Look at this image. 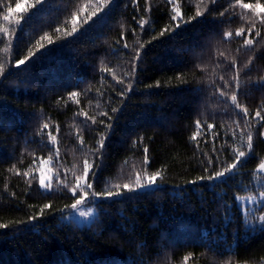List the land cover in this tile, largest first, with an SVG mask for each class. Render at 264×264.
I'll list each match as a JSON object with an SVG mask.
<instances>
[{
  "label": "trees",
  "instance_id": "obj_1",
  "mask_svg": "<svg viewBox=\"0 0 264 264\" xmlns=\"http://www.w3.org/2000/svg\"><path fill=\"white\" fill-rule=\"evenodd\" d=\"M10 2L15 6V0ZM82 2L48 0L46 10L19 30L18 38H13L20 50L25 51L30 41L34 42L43 31L49 30L50 24L63 20L69 5L74 8ZM191 2L183 0L185 11H189ZM143 3L144 0H141L142 6ZM220 3L227 6V0H220ZM152 4L154 9H159L158 12L154 11L153 16H163L165 0H152ZM193 11L194 8L189 14ZM134 14L131 0H118V6L102 26L90 30L68 47L54 49L47 57L31 64L26 62L6 81L0 78V222L24 218L30 211L28 204H40L52 199L54 207L60 208L64 203H70L69 199L59 194L48 196L40 191L26 192L27 185L23 179L9 175L7 168L15 163V157L23 153L25 140L31 139L41 108L61 122V149L66 153V163L79 159L70 135L75 106L66 109L56 101L59 96L73 90L78 81H83L79 84L80 88L91 84L94 90L92 95H95L96 88L108 87L107 77L103 83L100 81L101 61L115 66L117 60L128 55L120 52L113 55L112 48L117 34L122 31L121 25L135 26L131 20ZM166 19L164 17L155 25L157 30ZM209 27V24L201 21V24L185 28L172 38L166 34L146 45L142 52L143 62L138 68V72L143 69L139 75L140 83L134 87L124 114L116 122L108 141L110 147L104 162L105 169L100 173L105 182L111 183L121 175V169L127 172L130 165L140 164L142 145L137 148L132 145L135 134L139 132L151 138L145 141L154 158L151 170L167 166L169 182L164 183L155 194L129 200L116 199L104 204L105 212L100 220L90 226L75 222L61 224L54 214L53 218L44 217L46 222L38 223V227L10 225L7 229H0V264H132L133 261L140 264L141 257L151 264H164L165 252L170 253V264L171 261H179L188 251L197 254V264H222L232 257L243 260L264 255V233L251 231L252 226L243 223L242 212L236 208L226 210L221 202L225 190L227 196H223V200L229 203L237 192L246 195L245 186L249 185L250 180L254 183L253 178L237 176L228 184H218L214 189L204 188L203 192L190 187L182 196L174 192V185L182 183L180 176L190 179L200 172V153L194 152L190 140L200 105L192 91L197 84H182L175 77L183 71L188 74L187 79L192 80L194 53L206 52V48L197 45L206 44ZM134 39H137L135 34L128 36L129 44ZM143 39L147 40L148 35ZM225 47L231 48L232 45ZM10 55L15 57V50ZM4 57L5 53L0 51V60ZM244 59V55H241V62ZM12 65L15 66L14 58ZM116 70L120 71L118 67ZM257 75H264V72L254 70L253 78ZM156 80L161 81L160 86L155 85ZM247 91L248 95L242 99L250 108L264 101V89L257 87ZM107 98L105 95L103 99ZM82 103L86 105L87 99H83ZM33 113L36 115L33 116ZM228 121L227 116L217 117L215 122L221 135V125ZM85 136L86 142L92 144L93 133L87 132ZM220 142L218 139L217 146ZM210 143L209 137V147ZM201 147H204L203 142ZM254 147L257 159L245 166L248 172L255 168L259 156L264 155V138L257 137ZM30 160L31 157H26L23 166ZM241 180L243 184L237 187ZM103 186L100 185L101 188ZM11 191H15L17 196L11 197ZM229 211L235 214V219L227 218ZM234 232H238V236L234 237ZM169 240L177 243L165 249L163 245ZM185 240L189 243L185 244ZM194 240L211 243L215 251L192 243ZM230 247L236 251H228Z\"/></svg>",
  "mask_w": 264,
  "mask_h": 264
},
{
  "label": "snow or ice",
  "instance_id": "obj_2",
  "mask_svg": "<svg viewBox=\"0 0 264 264\" xmlns=\"http://www.w3.org/2000/svg\"><path fill=\"white\" fill-rule=\"evenodd\" d=\"M165 3L163 16L154 17V11L158 12L159 9L153 8L152 0H144L143 6L141 0H131L135 13L131 20L135 26L121 25L122 31L117 34L112 48L113 55L117 52L128 55L117 60L115 66L104 61L100 64V81L103 83L107 77L108 87L96 88L95 95H92V85L80 88L79 84L83 81H78L73 90L59 96L56 101L66 109L75 106L70 135L79 159L66 163V153L61 149V122L41 108L31 139L25 140L23 153L15 157V163L7 168L9 175L23 179L27 185L26 192L40 191L42 195L48 196L59 194L69 199L70 203H64L60 208L54 207L52 199L40 204H28L30 211L24 218L0 222V229H7L10 225L38 227V223L46 222L44 217L53 218L54 214L59 217L61 224L75 222L90 226L100 220L101 214L105 212L104 204L115 202L116 199L129 200L136 196L155 194L164 183L169 182L167 166L151 170L154 158L150 155L148 143H145L151 138L139 132L135 134L132 145L133 148L142 145L140 164L130 165L127 172L121 169V175L111 183L105 182L100 173L105 169L104 162L110 147L108 141L116 122L124 114L134 87L140 83L139 75L143 69L138 72V68L143 62L142 52L146 45L166 34L172 38L179 31L195 27L203 21L210 27L206 44H198L197 47L206 48V52L194 53L192 80L187 79L188 74L183 71L175 77L182 84H197L192 91L197 95L200 105L190 140L194 152L200 153V172L190 179L180 176L182 183L174 185V192L182 196L190 187L203 192L204 188L214 189L218 184H228L237 176H249L255 182L250 180L249 185L245 186L246 195L237 192L229 203L223 200V196H227L225 190L221 196L222 206L226 210L238 209L243 214L245 226L251 225V231L264 233V155L259 156L251 172L245 170L246 165L257 159L254 140L257 137L264 138V101L250 108L242 99L248 95L247 90L250 88L264 89V75L252 76L254 70L264 72V63H257L264 61V0H227L226 7L220 0H207V3L205 0H192L188 5L189 11L194 8L192 14L185 11L183 0H165ZM47 5L48 0H15V6L10 0H0V44L3 45L0 51L5 53L4 59L0 60V78L5 81L26 62L31 64L47 57L54 49L68 47L90 30L102 26L118 6V0H83L77 7L69 5L63 20L50 24L49 30L43 31L34 42H29L30 46L25 51H21L13 38H18L19 30L37 14L44 12ZM164 17L166 21L157 30L155 25ZM133 34L137 39L129 44L128 36ZM145 35H148L147 40L143 39ZM13 50L15 57L10 55ZM241 55L245 57L243 62L240 60ZM13 58L15 66L12 65ZM155 85L160 86L161 81L156 80ZM105 95L107 100L103 99ZM83 99H87L86 105L82 103ZM221 115L229 117V121L221 125L222 135L215 122ZM87 132L93 133L92 144L86 142ZM218 139L221 141L219 146ZM201 142L204 147H201ZM26 157H31V160L23 166ZM242 184L243 180L237 187ZM10 196L16 197L17 193L11 191ZM77 217L82 219L77 220ZM227 218L235 219V214L229 211ZM233 235L238 236V232ZM191 242L215 251L207 241ZM176 243L175 240H169L163 247L166 249ZM184 243L189 241L185 240ZM228 251L235 252L236 249L230 247ZM169 256L170 253L165 252L164 264H169ZM140 264L151 262L141 257ZM170 264H197V254L188 251L179 261H171ZM222 264H264V255L243 260L232 257Z\"/></svg>",
  "mask_w": 264,
  "mask_h": 264
},
{
  "label": "rangeland",
  "instance_id": "obj_3",
  "mask_svg": "<svg viewBox=\"0 0 264 264\" xmlns=\"http://www.w3.org/2000/svg\"><path fill=\"white\" fill-rule=\"evenodd\" d=\"M80 219H82V218L77 217V220H80ZM78 224L84 225V224H87V223H78Z\"/></svg>",
  "mask_w": 264,
  "mask_h": 264
}]
</instances>
